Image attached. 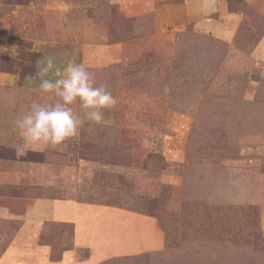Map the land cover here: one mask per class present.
<instances>
[{
    "label": "rangeland",
    "instance_id": "obj_1",
    "mask_svg": "<svg viewBox=\"0 0 264 264\" xmlns=\"http://www.w3.org/2000/svg\"><path fill=\"white\" fill-rule=\"evenodd\" d=\"M186 1L0 0V264H264V0ZM48 56L116 104L18 158L14 121L57 99L25 79ZM58 200L103 210L76 231ZM135 215L165 244L117 254Z\"/></svg>",
    "mask_w": 264,
    "mask_h": 264
},
{
    "label": "clouds",
    "instance_id": "obj_2",
    "mask_svg": "<svg viewBox=\"0 0 264 264\" xmlns=\"http://www.w3.org/2000/svg\"><path fill=\"white\" fill-rule=\"evenodd\" d=\"M25 79L38 80L39 91L57 99L53 103L33 102L30 109L14 121L24 142L23 147L16 149L18 158L34 150L33 145L55 147L77 136L86 121L103 122V109L116 104L108 85L97 86L93 74L82 63L70 62L61 69L53 57H44L37 61L35 74ZM77 103L85 112L86 120L80 119L74 110Z\"/></svg>",
    "mask_w": 264,
    "mask_h": 264
},
{
    "label": "crops",
    "instance_id": "obj_3",
    "mask_svg": "<svg viewBox=\"0 0 264 264\" xmlns=\"http://www.w3.org/2000/svg\"><path fill=\"white\" fill-rule=\"evenodd\" d=\"M223 1L222 0H187L185 3V7L192 11H202L204 8L210 7L214 9L222 8ZM236 19V16L234 14H231L228 16V22L232 23ZM54 204V215L53 217L55 219L61 220H69L72 221L75 224L76 231L78 230V222L81 216H84L86 214H91L94 212L99 213L100 208L103 210L100 206H94L91 204H85L73 200L69 201H62L58 200L55 201ZM97 209V211H95ZM117 210H113V214H122V215H129L127 211L116 208ZM84 212L86 214H84ZM133 215V214H132ZM134 219L132 226L128 225L122 226L123 231L128 230L130 228L136 227V230H134V233H139L140 236H142V241H139L138 243H134L130 246H116L115 253L117 254H138L144 251L148 250H157L164 246L165 242L162 240V236L157 232L156 226L153 224L149 218L144 216H132ZM136 225V226H135Z\"/></svg>",
    "mask_w": 264,
    "mask_h": 264
}]
</instances>
